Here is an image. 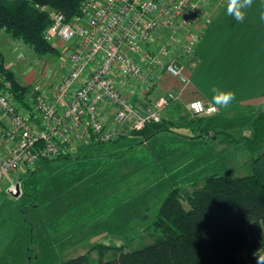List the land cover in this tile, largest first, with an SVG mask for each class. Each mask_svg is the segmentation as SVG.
<instances>
[{
	"label": "rangeland",
	"instance_id": "rangeland-1",
	"mask_svg": "<svg viewBox=\"0 0 264 264\" xmlns=\"http://www.w3.org/2000/svg\"><path fill=\"white\" fill-rule=\"evenodd\" d=\"M38 9L50 12L47 7ZM7 36L9 41H1L0 46V74L7 77L8 72L16 83L28 88L23 108L32 111L33 88L39 86L49 97L51 86L67 76L68 68L60 49L57 56L39 57L27 44ZM178 40L179 46L173 44L171 54L183 66L192 65L193 57L181 52L183 42ZM210 116L176 119L167 123L168 132H159L147 144L133 148L129 144L136 140L137 131L131 124L113 125L116 135L106 142L79 140L70 146L67 156L91 155L82 157L74 167L62 168L65 162L59 161L28 174L41 162L63 156L57 154L6 175L0 181V264H59L77 256H84L87 264L112 259L120 248L133 251L162 235L153 222L173 188H199L209 175L234 178L251 174V158L264 154V110L236 108L227 116ZM205 117L208 119H200ZM4 124L0 122V133ZM202 128L208 130L209 138L199 132ZM178 136L196 138L191 142ZM116 140L119 142L113 143ZM160 151L163 158L157 160ZM6 153L7 148H0V158ZM76 173L93 177L86 186L91 184L95 186L91 190L99 188L100 192L88 202L79 197L78 203L68 207L73 201L67 196L76 188L69 180ZM182 207L187 209L184 203ZM249 234L256 244L264 241L254 225ZM260 251L264 253V249ZM236 259L238 264H256L254 256L245 251Z\"/></svg>",
	"mask_w": 264,
	"mask_h": 264
},
{
	"label": "built area",
	"instance_id": "built-area-1",
	"mask_svg": "<svg viewBox=\"0 0 264 264\" xmlns=\"http://www.w3.org/2000/svg\"><path fill=\"white\" fill-rule=\"evenodd\" d=\"M211 2L82 0L69 21L58 11L47 12L50 25L44 37L60 49L68 73L51 86L49 97L39 86L33 88L32 111L14 100L10 82L0 74V122L5 123L0 145L7 148L0 158V181L38 159L67 155L79 140L106 142L116 135L113 125L129 122L132 130L140 131L160 123V112L176 96L168 92L146 103L145 94L154 89L161 74L187 83L185 66L173 56L171 46L179 38L181 52L193 57L212 22ZM194 101L187 105L190 114L216 112L201 101L197 113ZM104 106L113 110L110 128L101 119Z\"/></svg>",
	"mask_w": 264,
	"mask_h": 264
},
{
	"label": "trees",
	"instance_id": "trees-1",
	"mask_svg": "<svg viewBox=\"0 0 264 264\" xmlns=\"http://www.w3.org/2000/svg\"><path fill=\"white\" fill-rule=\"evenodd\" d=\"M81 1L0 0V29L13 39L27 44L39 57L48 54L57 56L56 47L44 37V32L50 25L47 13L41 12L38 7L58 11L64 15L66 21H69L77 15ZM1 71L3 69L0 64ZM6 76L11 84L14 100L23 108L28 88L16 83L12 74L6 72ZM262 118L264 119V116ZM199 130L204 132V139L209 138L208 130L204 128ZM159 132H168L166 122L148 125L135 132L136 140H131L132 143L129 145L132 148L139 144L145 145L148 139ZM226 137L232 143L237 142L229 135ZM178 138L192 142L196 137ZM210 138L213 140V136ZM251 141L253 140L249 142ZM117 142L119 140L113 141ZM162 151L158 152L157 160L163 158ZM89 155L60 156L52 162H41L39 168L28 174L46 169L47 165L59 161L65 162L62 168L74 167L80 163L82 157ZM250 161L253 166L252 173L246 176L227 178L209 175L203 178L199 188L192 190L173 188L161 202L153 222L154 227L161 230L162 235L133 251H123L120 248L112 259L103 261L100 259L97 264H238L237 254L245 251L251 257L257 250L264 249V241L256 244L249 234V229L254 225L264 236V154L251 158ZM92 178L86 177V173H76V177L72 175L69 181L76 188L74 194L67 196L73 201L67 205L68 207L78 203L79 197L80 200L88 202L100 192L99 188L91 190L95 187L91 184L86 186ZM80 184L83 187L81 189ZM182 203L187 205L186 210L183 209ZM120 215L121 213L118 215L121 219ZM59 264L87 263L84 256H77Z\"/></svg>",
	"mask_w": 264,
	"mask_h": 264
},
{
	"label": "crops",
	"instance_id": "crops-1",
	"mask_svg": "<svg viewBox=\"0 0 264 264\" xmlns=\"http://www.w3.org/2000/svg\"><path fill=\"white\" fill-rule=\"evenodd\" d=\"M209 13L212 22L193 50L194 62L185 65L187 83L161 74L154 89L145 94L146 103L168 92L176 96V100L160 112L163 122L192 117L187 105L194 100H201L216 109L212 103L213 87L234 92L236 99L228 108L216 110L210 117L227 116L236 108L264 110V20L260 18L264 14V0H253L243 22L226 14V0H212ZM1 41L7 43L9 38L0 29V46ZM101 116L106 125L112 126L113 110L110 107L104 106Z\"/></svg>",
	"mask_w": 264,
	"mask_h": 264
},
{
	"label": "clouds",
	"instance_id": "clouds-1",
	"mask_svg": "<svg viewBox=\"0 0 264 264\" xmlns=\"http://www.w3.org/2000/svg\"><path fill=\"white\" fill-rule=\"evenodd\" d=\"M253 6V0H226V14L233 17L238 22H243L246 17V10ZM261 20H264V14L261 15ZM212 103L216 106L215 110L221 108H228L236 99L235 93L232 91L221 90L220 88L213 87L211 89ZM202 102L194 101L192 108L199 113ZM256 264H264V253L257 250L253 253Z\"/></svg>",
	"mask_w": 264,
	"mask_h": 264
},
{
	"label": "water",
	"instance_id": "water-1",
	"mask_svg": "<svg viewBox=\"0 0 264 264\" xmlns=\"http://www.w3.org/2000/svg\"><path fill=\"white\" fill-rule=\"evenodd\" d=\"M213 139H214V137H213ZM18 187V186H17ZM17 192H18V190H17Z\"/></svg>",
	"mask_w": 264,
	"mask_h": 264
}]
</instances>
